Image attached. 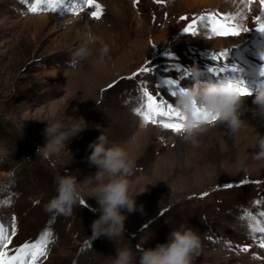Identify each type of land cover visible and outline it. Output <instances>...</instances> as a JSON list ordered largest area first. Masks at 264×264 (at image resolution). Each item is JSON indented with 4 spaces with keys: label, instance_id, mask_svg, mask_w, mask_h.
<instances>
[{
    "label": "rangeland",
    "instance_id": "obj_1",
    "mask_svg": "<svg viewBox=\"0 0 264 264\" xmlns=\"http://www.w3.org/2000/svg\"><path fill=\"white\" fill-rule=\"evenodd\" d=\"M93 1L101 6L99 19L92 16L94 6L90 19L85 11L75 14L68 8L59 13V7L53 11L41 4L33 12L22 0H0V183L11 171L17 179L10 203L0 200V225L11 239L4 250L11 256L47 230L51 242L37 264H112L116 249L124 246L138 261L137 246L154 249L184 225L201 237L202 252L194 264H264V248L259 246L264 236L257 234L259 242L254 241L248 234L252 221L244 218L250 212L260 219L257 213L264 211V156L259 148L264 124L253 139L244 141L236 132L227 134L218 122L209 124L194 146L181 133L134 115L144 110L145 89L175 104L166 81L187 89L182 84L190 76L186 73L214 67L216 62L207 60L215 54L229 53L220 58L230 67L242 66L237 60H244L242 55L255 56L245 54V45L264 55V33L255 30L260 2L245 0L237 12L215 6L187 9L182 0ZM76 3L85 5L84 0ZM212 14L218 20L235 17L230 23L239 25L240 35L210 38V25L200 18ZM190 25L195 35L185 32ZM85 31L109 45L110 59L99 62L97 43L90 46L92 55L73 68L69 50L80 46ZM195 48L202 51L205 64ZM179 52L191 56L192 64L179 58ZM142 68L148 71L142 73ZM210 76L205 72L202 82ZM81 116L89 128L68 144L72 155L50 160L36 156L37 147L46 143L47 124L70 123L68 117ZM242 120L245 125L250 119ZM102 134L107 146H122L135 161L129 180L138 210L124 212L125 232L117 241L91 239L99 205L89 185H82L86 203L73 216L45 210L56 195L57 175H74L80 183L95 175L89 145Z\"/></svg>",
    "mask_w": 264,
    "mask_h": 264
},
{
    "label": "clouds",
    "instance_id": "obj_2",
    "mask_svg": "<svg viewBox=\"0 0 264 264\" xmlns=\"http://www.w3.org/2000/svg\"><path fill=\"white\" fill-rule=\"evenodd\" d=\"M99 44V62L104 63L110 59L109 45L103 39L91 32L82 34V43L74 50H69V64L75 68L81 62L92 55L91 45ZM204 72L198 68L190 70V76L194 84L187 89L176 92L174 97L175 107L183 116V139L198 146V139L206 126L216 122L227 125L228 129L235 132L241 128L244 121L241 116L243 106L240 85L230 82L228 79H220L204 83ZM253 104L257 106L255 115L264 118V88L255 96ZM98 107L99 105L96 104ZM70 123L57 120L47 124L44 135L46 143L38 146L36 156L45 160L52 157L72 155L68 144L73 138L89 128V123L81 116L79 118L68 117ZM211 121V123H209ZM105 135H100L97 142L89 145L92 149L88 161L97 169L94 176L88 177L83 183L78 182L74 175H57L55 177L56 195L45 206L46 212L64 217L74 215L77 207L86 203L83 199L82 185L91 186L93 198L99 207L95 211L99 213L91 225L92 237L95 240L105 237L110 241L122 240L125 232L124 212H136L137 205L132 191L129 177L134 174L135 161L129 157L128 152L120 145L107 146ZM260 155L264 156V139L259 143ZM143 206H140L142 211ZM249 235L252 238L256 234H264V222L253 220L249 225ZM139 259L133 251L124 246L116 249V256L112 264H194L201 255V237L190 227L181 225L173 230L168 242L157 245L154 249H144L137 246Z\"/></svg>",
    "mask_w": 264,
    "mask_h": 264
},
{
    "label": "snow or ice",
    "instance_id": "obj_3",
    "mask_svg": "<svg viewBox=\"0 0 264 264\" xmlns=\"http://www.w3.org/2000/svg\"><path fill=\"white\" fill-rule=\"evenodd\" d=\"M64 0H36V4L31 8V11L37 12L39 10V6L41 4L47 5L49 8L53 10L62 5ZM252 0H249L251 3ZM261 3V13L257 16V22L259 23V27L255 30L259 33H264V0H260ZM84 4L88 7L94 6L96 11L92 13L93 18L99 19L102 13L101 6L99 4L93 5V0H84ZM200 20L202 22L207 23L211 26V32L216 36H238L240 35L239 25L230 23L235 20V17H224L222 20H218L215 18V14L209 15L207 17H201ZM245 32H249V29H244ZM185 32H190L192 35H195V31L193 26H189L185 29ZM229 53L223 52L219 54H215L211 57L213 61L218 60L220 57H227ZM264 60V55L260 57ZM147 68H142L141 72H147ZM240 69L233 65L231 67L228 66H220V67H212L208 69V72L213 76L217 77V80L220 79H228L230 82H235L240 85L241 94L243 96L251 95L249 90L244 87L243 81L238 80L236 78L237 73H239ZM232 73L233 76L229 77L226 73ZM186 75H190V73H186ZM260 75L264 76V68L260 70ZM222 77V78H221ZM166 83L170 86L169 94L171 97H175L176 92L181 90L179 89L172 80L166 81ZM145 97V102L143 104V111L137 110V114H139L145 123H152L154 125H160L165 129H170L172 131L180 132L182 131V120L183 116L180 111L175 107L168 99H160L153 94H150L147 89L144 90L143 93ZM211 123V121H209ZM231 187V185H228ZM84 205L85 203L82 202ZM260 217H264V211L258 213ZM249 221H257L258 223L264 222L257 218V216L252 215L250 212L245 213V217ZM15 221V218H14ZM16 225L13 222L12 226V235L16 233ZM52 233L50 231H44L37 240L34 242H26L22 246L15 249L13 255L9 256L8 252L4 249L8 248V245L11 243V239L8 234L7 228L3 225H0V264H37V261L46 257L48 245L51 242ZM261 248H264V240L261 241ZM247 251V249H243Z\"/></svg>",
    "mask_w": 264,
    "mask_h": 264
},
{
    "label": "bare ground",
    "instance_id": "obj_4",
    "mask_svg": "<svg viewBox=\"0 0 264 264\" xmlns=\"http://www.w3.org/2000/svg\"><path fill=\"white\" fill-rule=\"evenodd\" d=\"M226 1H229V0H182L181 3L183 4V6L187 7V9H193L195 7L204 8V7L215 6V7H223L225 10L226 9H230V10H235V11L238 12L244 7V4H243L244 1L243 0H230V2H226ZM233 8H235V9H233ZM218 40L219 39H217V41ZM224 41L225 40H219V42H224ZM180 56L182 57L183 61L186 62V64L188 62H189V64H192V57L187 55L186 52H184ZM242 77L245 80H248V82H251L252 84L254 83V84L257 85V83H258V80L255 79V78H250L249 76H247V78H248L247 79L244 76H242ZM207 79L208 80L209 79L210 80H215V78L213 76H210V78H207ZM256 95H251V96L247 95V96H243L242 97L243 106H242L241 111H243L244 114L241 116V119H245V120L246 119H250V120H247L245 122V125L243 123L241 128L238 129L235 132H236L238 138L240 140H243V141L244 140L253 139V137L257 134L258 130H262V127H263V124H264L263 123L264 122V118H261L258 115L254 114V111L257 110V106L253 104V100L255 99ZM251 122H253V124H251ZM218 125L222 129H224L227 132V134H229V135L232 134L233 131L228 129L227 125L219 123V122H218Z\"/></svg>",
    "mask_w": 264,
    "mask_h": 264
},
{
    "label": "trees",
    "instance_id": "obj_5",
    "mask_svg": "<svg viewBox=\"0 0 264 264\" xmlns=\"http://www.w3.org/2000/svg\"><path fill=\"white\" fill-rule=\"evenodd\" d=\"M15 179H16V177L14 176V174L11 175V176L9 177V181H10L11 183H15ZM16 180H17V179H16Z\"/></svg>",
    "mask_w": 264,
    "mask_h": 264
}]
</instances>
